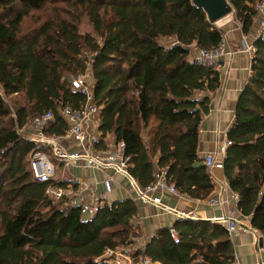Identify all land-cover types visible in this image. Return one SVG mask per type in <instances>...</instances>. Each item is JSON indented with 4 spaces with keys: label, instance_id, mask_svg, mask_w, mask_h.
Returning <instances> with one entry per match:
<instances>
[{
    "label": "trees",
    "instance_id": "trees-1",
    "mask_svg": "<svg viewBox=\"0 0 264 264\" xmlns=\"http://www.w3.org/2000/svg\"><path fill=\"white\" fill-rule=\"evenodd\" d=\"M227 1L248 36L262 0ZM84 20L91 33L81 32ZM222 42L223 30L192 0H0V264H106L108 249L140 237L131 198L104 202L86 217L47 195L64 180L41 183L33 174L36 147L22 131L52 112L47 133L63 137L68 124L60 110L84 104L71 82L87 72L101 111L99 146L108 148L109 136L122 144L142 188L167 170L181 195L208 200L215 183L199 155V134L221 74L197 63L193 46L213 51ZM255 46L227 132L224 175L264 246V41ZM174 230L179 244L162 230L146 245L152 264L234 263L225 225L188 219Z\"/></svg>",
    "mask_w": 264,
    "mask_h": 264
},
{
    "label": "built area",
    "instance_id": "built-area-1",
    "mask_svg": "<svg viewBox=\"0 0 264 264\" xmlns=\"http://www.w3.org/2000/svg\"><path fill=\"white\" fill-rule=\"evenodd\" d=\"M255 10L259 14L258 38L264 41V0L256 3ZM213 51L199 49L193 46L194 60L204 66L219 69L226 58L235 55L234 51L229 50L224 42ZM241 50L248 55L252 70V62L256 54V47L249 45L243 39ZM72 87L85 100L80 108L63 106L60 114L68 124V129L63 137L52 136L47 133L48 128L54 122L55 116L52 112L35 118L22 133L27 139L35 144L31 158V166L35 179L41 183L51 182L57 179L58 166L62 170L72 167H80L84 171H98L105 174V179L97 183L94 187L88 186L82 178L71 176L62 178L65 181V187H53L47 190V195L57 201L66 200L70 206L80 208L83 216L91 217L96 215L100 207L106 201L108 193L113 190L114 175H120L127 179L131 199L136 203L162 207L164 211L175 214L181 220H194L195 215L192 212L172 209L163 205L162 197L159 193H168L180 195L175 184L170 182L167 176V170H159L155 173V181L147 188H142L139 183L129 173V162L123 152L122 144H113L104 151L99 149L101 143L98 121L100 118V108L96 104L92 84L90 83V74L74 77L71 82ZM27 130L28 134H27ZM69 140L75 145V149L66 148L64 141ZM231 146L224 134L223 142L219 144L217 153H209L204 158V164L210 171L214 179L213 171L224 170V161L228 147ZM101 184L103 191H99ZM229 184L226 181L222 191L217 197L211 198L207 203L211 207L226 206L228 199L224 197L223 192H230V198L239 201V195L228 189ZM214 223L227 225L229 235L235 231L248 233L250 230L239 220H233L229 217L214 219ZM138 227V223L135 225ZM172 240L175 244L180 243L179 234L174 230H169ZM146 243L140 238H136L131 245L108 249L101 260L106 264H152L145 257ZM99 261V260H98ZM233 264H240L238 259Z\"/></svg>",
    "mask_w": 264,
    "mask_h": 264
},
{
    "label": "crops",
    "instance_id": "crops-1",
    "mask_svg": "<svg viewBox=\"0 0 264 264\" xmlns=\"http://www.w3.org/2000/svg\"><path fill=\"white\" fill-rule=\"evenodd\" d=\"M232 14L233 13L230 15ZM218 23L219 22L215 24L218 25V27L226 26V24ZM226 27L225 31L227 34L223 33L225 36L224 42L227 44L229 50L235 52V55L231 58H226L224 62H222L221 67L217 69L221 74V86L216 92L209 95L210 112L203 118L200 125L199 155L203 159L207 154L217 153L219 151V144L223 142L224 134L227 133L229 128L234 124L236 108L250 76L249 70L251 63L248 55L241 50L242 40L244 39L246 43L254 47H256V42L260 40L258 38V20L248 36L242 33V30L237 24ZM144 138L145 141L149 140L148 135H145ZM106 143L107 147L117 144L113 136L107 137ZM64 145L66 148L75 149V145L69 140L64 141ZM99 149L104 151L106 148L99 147ZM154 162L157 164L158 159L155 158ZM61 172L68 174V176L80 177L91 187H94L97 183H101L105 179V174L101 172H86L80 167H72L67 170L61 169ZM212 174L214 176L215 190L208 200L199 201L189 199L181 194L172 195L168 193H159L162 197L163 205L169 206L172 209L192 212L196 217L194 220L214 222V219L221 217L239 220L250 232L235 231L230 236L234 247L235 259H238L240 264H264V247H260L262 236L252 228L250 219L241 215L238 209L239 201L232 200L230 198V192H223L222 195L229 201L226 206L211 207L208 205L207 202L211 198L217 197L227 181L224 170H215ZM114 180L113 190L111 193L107 194L105 201V203L110 205L132 197L128 190V181L125 177L114 175ZM98 189L100 192L103 191L101 184L98 186ZM228 189L231 190L230 187H228ZM137 204L138 213L133 219V223L134 225L138 223V227L135 226V228L139 231V238L146 244H148L160 231L174 229L176 222L181 220L175 214L164 211L162 207L144 205L140 202ZM223 225L227 228L226 224Z\"/></svg>",
    "mask_w": 264,
    "mask_h": 264
},
{
    "label": "water",
    "instance_id": "water-1",
    "mask_svg": "<svg viewBox=\"0 0 264 264\" xmlns=\"http://www.w3.org/2000/svg\"><path fill=\"white\" fill-rule=\"evenodd\" d=\"M193 3L200 9H203L207 14L209 21L216 24L223 18L234 12L232 5L227 0H192ZM94 58V57H93ZM260 247L263 242H260Z\"/></svg>",
    "mask_w": 264,
    "mask_h": 264
},
{
    "label": "rangeland",
    "instance_id": "rangeland-1",
    "mask_svg": "<svg viewBox=\"0 0 264 264\" xmlns=\"http://www.w3.org/2000/svg\"><path fill=\"white\" fill-rule=\"evenodd\" d=\"M26 24H27V22H26ZM218 24H226V26H230V25L232 26V24H237L239 26V28L241 29L240 23L237 20L235 12H233L232 15H229V16L223 18L222 20H220ZM216 26L218 27V25H216ZM226 26L225 27H218V28L222 29L224 31L223 33L227 34V32L225 31V29L227 28ZM81 32L82 33H91L92 32V28H91L90 24L88 23V20L83 21L82 27H81ZM0 92L2 93L1 88H0ZM156 125H157L156 122H153V129L156 128ZM28 131L29 130H27V134H28ZM58 172L59 173L57 175V180H60L62 178L65 179L67 177H71V176H68V174L62 173L60 166H58Z\"/></svg>",
    "mask_w": 264,
    "mask_h": 264
}]
</instances>
